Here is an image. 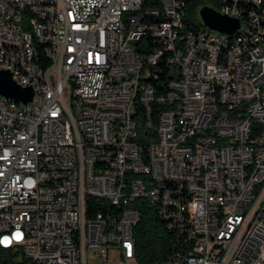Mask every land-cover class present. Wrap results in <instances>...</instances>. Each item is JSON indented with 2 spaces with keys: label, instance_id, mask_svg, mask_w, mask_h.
<instances>
[{
  "label": "built area",
  "instance_id": "built-area-1",
  "mask_svg": "<svg viewBox=\"0 0 264 264\" xmlns=\"http://www.w3.org/2000/svg\"><path fill=\"white\" fill-rule=\"evenodd\" d=\"M216 1L237 33L184 0H0V70L34 92L0 96L13 264H137V199L162 264H264V0Z\"/></svg>",
  "mask_w": 264,
  "mask_h": 264
},
{
  "label": "trees",
  "instance_id": "trees-1",
  "mask_svg": "<svg viewBox=\"0 0 264 264\" xmlns=\"http://www.w3.org/2000/svg\"><path fill=\"white\" fill-rule=\"evenodd\" d=\"M184 1L185 11L192 9L193 12H196L197 8L200 6H212L211 0ZM185 23L187 26L190 25L193 28L201 26L200 21L189 24L190 22L186 19ZM163 78H165V76H163ZM134 202L135 205L141 207L139 221L133 228L136 263L162 264L163 260L168 256L171 250L169 232L165 228L161 219L157 218L153 208L148 206L145 200L137 199ZM0 264H13V260L8 251L0 250Z\"/></svg>",
  "mask_w": 264,
  "mask_h": 264
},
{
  "label": "water",
  "instance_id": "water-1",
  "mask_svg": "<svg viewBox=\"0 0 264 264\" xmlns=\"http://www.w3.org/2000/svg\"><path fill=\"white\" fill-rule=\"evenodd\" d=\"M197 11L201 25L208 30L233 35L240 28L238 18L222 14L210 5L200 6ZM33 94V88L16 83L9 70H0V96L27 103L32 100Z\"/></svg>",
  "mask_w": 264,
  "mask_h": 264
},
{
  "label": "rangeland",
  "instance_id": "rangeland-1",
  "mask_svg": "<svg viewBox=\"0 0 264 264\" xmlns=\"http://www.w3.org/2000/svg\"><path fill=\"white\" fill-rule=\"evenodd\" d=\"M211 2H212V4H211L212 7L213 6H214V8H217L218 7V2L216 0H211ZM198 8H197V10H198ZM197 10H196V12H193L192 9H189V10L185 11L186 18H187V20L190 23L200 21V18H199V15H198V11ZM87 264H89V260H88Z\"/></svg>",
  "mask_w": 264,
  "mask_h": 264
}]
</instances>
